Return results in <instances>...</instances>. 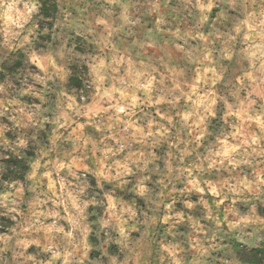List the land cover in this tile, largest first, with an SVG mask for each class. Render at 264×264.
Returning a JSON list of instances; mask_svg holds the SVG:
<instances>
[{"label":"clouds","instance_id":"9594fccd","mask_svg":"<svg viewBox=\"0 0 264 264\" xmlns=\"http://www.w3.org/2000/svg\"><path fill=\"white\" fill-rule=\"evenodd\" d=\"M0 264H264V0H0Z\"/></svg>","mask_w":264,"mask_h":264}]
</instances>
